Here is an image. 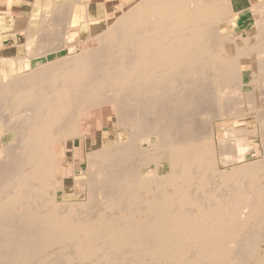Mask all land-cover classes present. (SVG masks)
I'll use <instances>...</instances> for the list:
<instances>
[{"label": "bare ground", "instance_id": "bare-ground-1", "mask_svg": "<svg viewBox=\"0 0 264 264\" xmlns=\"http://www.w3.org/2000/svg\"><path fill=\"white\" fill-rule=\"evenodd\" d=\"M15 1L37 15L0 40L37 48L0 57V264L57 245L77 264H264V157L222 143L264 142V0H0V19Z\"/></svg>", "mask_w": 264, "mask_h": 264}, {"label": "rangeland", "instance_id": "rangeland-1", "mask_svg": "<svg viewBox=\"0 0 264 264\" xmlns=\"http://www.w3.org/2000/svg\"><path fill=\"white\" fill-rule=\"evenodd\" d=\"M43 0H38V2H42ZM17 2V3H16ZM47 2H48V0H46L45 1V3L47 4ZM15 6H14V8H12V10H13V16H12V18H11V16H6V18H8V19H6L5 18V20L4 19H0V23H6V24H11L13 21L15 22V20H17V17H18V13H20L21 12V14H23V16H24V20L21 22V23H17V24H14V26H15V28L16 29H23L24 27H27V23H28V21L30 20V17H31V15H37L36 13L38 12L37 11V8H38V5H36L37 7H35L36 9H32L31 10V7H26V4H23V3H20L19 1H15ZM30 5V4H29ZM22 6V7H21ZM33 8V7H32ZM21 10V11H20ZM36 11V12H35ZM15 12V13H14ZM18 12V13H17ZM33 13V14H32ZM15 17V19H13ZM10 18V19H9ZM252 18H253V16H252V14H248L246 17H244L243 19H240L239 20V26L238 25H236L235 27V34H239V33H241V28L242 27H248L249 26V24L251 23V21H253L252 20ZM29 19V20H28ZM27 20V21H26ZM26 22V23H25ZM34 24V25H33ZM33 24H32V31H34V32H41V30H42V24H41V22H39V20H38V22H33ZM29 27L31 28V26L29 25ZM41 29V30H40ZM22 34H24L23 32L22 33H19L18 35H21L20 37H13V36H11V35H6V36H4L3 37V40H0V42H3L4 44H5V47L7 46V40H8V45H9V47H6V49H4V50H1L0 49V57H6V58H14V57H17V56H24L25 54L28 56V54H27V52H28V50L30 51V52H32V53H34V51L36 50V48H37V44H35V43H33L32 45H30V47L27 49L26 48V46H25V38H23V35ZM245 36V35H244ZM10 37V39H8ZM38 38H40V37H38ZM84 38H86V37H84ZM241 46H243V44H241ZM0 47H3L1 44H0ZM81 47H79L78 48V50H81L80 49ZM27 49V50H26ZM70 52H72V53H74L75 51H73V50H71ZM68 52L67 51H65V52H63L62 54H58V53H56V55H54V56H52V57H50V56H40L38 59H31V62H30V60H27V61H24V59H22L23 61H21L20 62V65L23 67L22 69V71H25L27 68V70L29 71V69L30 68H36L37 66H38V64H43V63H48V62H51L52 61V59H56V57L57 58H59L60 56H62L63 54L65 55V54H67ZM58 54V55H57ZM48 59V60H47ZM11 72H9V78L10 77H16L17 76V74H18V72H16V71H13V70H10ZM4 73V72H3ZM249 74H250V71H248V73L247 72H245V77H244V80H245V82H246V84H250L251 82V75L249 76ZM2 76H4V77H7V76H5V75H7V74H1ZM7 77V78H8ZM7 78H4L5 80H8ZM251 85V84H250ZM251 86H249L248 87V90H247V92H250V91H252L251 90ZM181 89V88H180ZM263 93V92H262ZM175 94V96H177L178 94L177 93H174ZM174 94H171V95H169V96H172L173 97V95ZM174 96V97H175ZM96 110H94V111H92L90 114H89V117H90V119L88 120V127H90L89 128V132L87 133V137H88V141L89 142H92V144H96V146H98L99 144H100V135H101V133H102V125L104 124V123H102L103 121L101 120V119H99L97 116H100V114H99V110H97L96 112H95ZM106 112V111H105ZM106 114V113H105ZM95 117H97L96 119H95ZM105 117H108V116H106L105 115ZM208 115H205V114H203L201 117H198V118H200V123H203V121L204 122H206V120L208 119ZM179 120H178V122H181V121H183V119L182 118H178ZM181 119V120H180ZM190 119H192V117L190 118ZM185 121H186V119H184ZM92 121V122H91ZM202 121V122H201ZM208 121V120H207ZM91 124H90V123ZM184 122V121H183ZM182 122V123H183ZM187 122V121H186ZM182 123H177V125L178 124H180L179 125V128L177 127V125L176 126H174V127H177V130L179 131V129L180 130H182V125L184 124H182ZM182 124V125H181ZM96 125V126H95ZM201 125H204V123L203 124H201ZM181 126V127H180ZM106 127V125L104 126V128ZM102 129V130H101ZM176 129V128H175ZM174 128H173V131L175 130ZM177 131V132H178ZM177 132H176V134H177ZM174 134H175V132H174ZM124 135V134H123ZM230 134L228 135V138L229 139H226L227 137L226 136H224L223 137V142L222 143H225V144H223V145H228V146H230L231 147V149H232V151H237V152H240V149L242 150L241 152H243V153H246L247 154V158H246V160H247V162H253V161H257V160H260V159H262L263 157H264V148H262L263 147V144H264V142L262 141V139H260V138H258V137H253V136H251V137H249V138H246L245 140H244V138H242L243 140H239L237 143L234 141V140H230ZM91 140V141H90ZM226 141V142H225ZM247 143H246V142ZM261 141H262V143H261ZM94 142V143H93ZM143 142V141H142ZM208 143H212L213 145H215V147H216V149H218V151H219V143H220V141H219V139H215V138H213V139H210L209 141H208ZM243 143V144H242ZM261 143V144H260ZM234 144V145H233ZM245 145V146H244ZM249 145V146H248ZM145 146H147V144L146 143H144V145H143V147H142V150H144L146 147ZM242 146H243V149H242ZM246 146H248V147H246ZM95 147V146H94ZM235 149V150H234ZM70 150H71V148H70ZM71 153H72V151H70ZM71 153H69V154H71ZM68 166L71 168L72 166H71V162H72V157H69L68 158ZM74 167H75V169L76 170H80V167L78 166V164L75 162L74 163ZM83 170H85V167H83ZM223 170H225V167H223V166H221V171H223ZM79 176H81V180H83V176L82 175H79ZM212 177L213 175L210 173V175H209V177ZM68 181L70 182V181H72V177L71 178H69L68 179ZM65 194H63L62 192L59 194V202H63L64 200H75V199H77V200H81V198L80 197H75V193H76V191L75 190H73L71 187H69V186H67V189H65ZM64 196H66V197H64ZM79 198V199H78ZM83 199H85V197H82ZM63 249H64V247L63 246H61V245H57V246H55L54 247V249H52V251L54 252L53 253V255L52 254H50V251H49V254H47V253H44V254H42V257L44 256V257H47L48 259H45L46 261H45V264H74V262L75 261H73V263H72V261L71 262H69V261H66V258H65V254L66 253H63L62 251H63ZM69 252V251H68ZM65 255V256H64ZM54 257V258H53ZM53 258V259H52ZM64 258H65V261H64ZM55 259V260H54ZM57 260V261H56ZM48 262H50V263H48ZM58 262V263H57ZM36 263H37V261H36ZM76 263V262H75ZM6 264V263H5ZM7 264H11V263H7ZM29 264V263H28ZM30 264H35V261L33 260V263L32 262H30ZM77 264V263H76ZM91 264H93V263H91Z\"/></svg>", "mask_w": 264, "mask_h": 264}, {"label": "crops", "instance_id": "crops-1", "mask_svg": "<svg viewBox=\"0 0 264 264\" xmlns=\"http://www.w3.org/2000/svg\"><path fill=\"white\" fill-rule=\"evenodd\" d=\"M233 3H234V6H235L236 10H242V9H245L246 7L250 6L249 0H233ZM8 39H10V37ZM0 44L3 46V47H0V49H4L5 44L3 42H0ZM6 47H9L8 40H7V46Z\"/></svg>", "mask_w": 264, "mask_h": 264}]
</instances>
